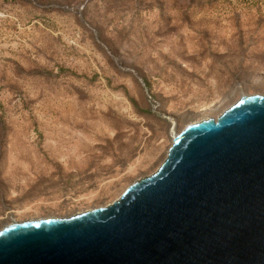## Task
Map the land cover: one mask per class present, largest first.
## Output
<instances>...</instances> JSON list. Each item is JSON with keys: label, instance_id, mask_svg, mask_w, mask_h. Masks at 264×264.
Listing matches in <instances>:
<instances>
[{"label": "rangeland", "instance_id": "rangeland-1", "mask_svg": "<svg viewBox=\"0 0 264 264\" xmlns=\"http://www.w3.org/2000/svg\"><path fill=\"white\" fill-rule=\"evenodd\" d=\"M57 2L0 0V231L112 205L264 96V0Z\"/></svg>", "mask_w": 264, "mask_h": 264}, {"label": "water", "instance_id": "water-1", "mask_svg": "<svg viewBox=\"0 0 264 264\" xmlns=\"http://www.w3.org/2000/svg\"><path fill=\"white\" fill-rule=\"evenodd\" d=\"M0 264H264V96L189 125L112 205L3 229Z\"/></svg>", "mask_w": 264, "mask_h": 264}, {"label": "trees", "instance_id": "trees-1", "mask_svg": "<svg viewBox=\"0 0 264 264\" xmlns=\"http://www.w3.org/2000/svg\"><path fill=\"white\" fill-rule=\"evenodd\" d=\"M58 6L63 9V7L70 8L72 4V0H58ZM53 11H59V10H53Z\"/></svg>", "mask_w": 264, "mask_h": 264}]
</instances>
